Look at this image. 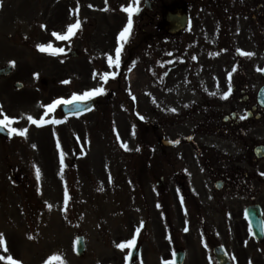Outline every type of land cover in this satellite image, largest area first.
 I'll list each match as a JSON object with an SVG mask.
<instances>
[{"label": "rangeland", "instance_id": "obj_1", "mask_svg": "<svg viewBox=\"0 0 264 264\" xmlns=\"http://www.w3.org/2000/svg\"><path fill=\"white\" fill-rule=\"evenodd\" d=\"M91 1L3 0V6L0 7V67L10 62L19 64L14 72L16 74L0 82L12 83L17 75L22 77L21 81L26 85L31 84L33 77L26 73L27 67H31L32 71L38 70V76L46 78L48 85L42 84L44 88L39 94L44 102L52 101L60 94L67 98L73 93L94 87L88 86L94 85L90 82L93 76L104 89L95 114L67 119L64 131L60 134L59 127H55L41 134L36 132L25 140L16 138L6 142L4 149L8 150V156L0 158V256L4 257L0 259V264H9L8 256L20 264H130L127 258L129 248H119L117 245L135 236L131 227L137 226L139 222L145 224L149 211L125 210L126 206H130V200L125 205L130 199L129 192L136 194L129 186L132 187L133 181H143L145 190L152 188L161 171L168 169L161 164L160 155L169 153L167 157H170L174 150H225V155L229 156L226 159L236 158L242 168H248L256 162L248 150L264 143V122L248 128L245 134L235 135L226 130L217 134L204 127L205 111L196 113L191 109H183L197 98L204 103L206 97L214 100V114L224 116L233 106L242 108L237 95L223 98V93L228 91L229 84L234 82L235 74L238 73L233 71L237 59L234 54L238 46L236 43L232 44L228 52L218 53L216 50L218 54H213L210 52L213 50L211 43L194 42L193 45L197 47H189L188 50L189 40L184 38L187 36L185 33L179 34L171 42L161 41L159 45L154 38L140 44L144 67H136L132 79H129L133 83L126 81L129 73L126 64L131 60L127 54H121L118 68L113 65L108 69L109 73L115 72L116 75L105 81L96 62L104 61L102 49H116L120 42V31L115 42L113 38L121 26V20L116 7L112 6L111 11L107 12L104 7L109 3L120 4L121 0H106L107 3L105 0H96V12L92 10ZM164 1L169 4L172 0ZM199 2L190 0L194 6H198ZM94 13L98 24L91 21ZM204 14L199 17L202 18ZM77 19L81 26L70 40L60 41L52 35L53 32H66L68 24L75 23ZM90 23L95 28L90 27ZM10 35L17 36L11 39ZM42 43H51L65 51L55 55L41 52L37 46ZM242 44L247 46V52L254 55L242 56L244 70L240 76L254 72V84L259 85L262 78L258 69L263 58V45ZM174 49L176 54L183 55L182 59H176L173 63L170 60ZM72 50L80 52L78 57L70 56ZM112 57L115 59V54ZM229 72H232L231 81L228 79ZM119 73L122 74L121 78L113 81ZM135 74L138 76L136 81L133 80ZM141 79L145 81L143 86L140 85ZM65 80L69 83H62ZM106 82L110 84L105 86ZM200 89L207 94L206 97L202 94L203 99ZM173 91L176 93L175 103L167 99ZM143 92L149 101H144L140 108L136 106V98H143ZM105 93H108L107 99L104 98ZM158 94L166 99L164 104L154 99ZM173 108L176 112L170 111ZM136 112L153 120L154 126L135 120L133 115ZM73 135L77 136L75 141ZM190 136L193 139L189 141L187 139ZM73 148L79 149V155L72 152ZM142 148L145 150L142 151ZM54 150H62L69 160L74 156L75 164L70 162L68 168L56 169ZM124 154L129 157L135 154L142 161L126 157L121 161ZM94 155L95 160L92 159ZM33 157L40 163L36 162L28 168ZM155 160L160 165L153 170ZM236 163L227 160V164ZM10 164L22 165L25 171L20 173L15 166L13 173L9 170ZM177 165L180 167L183 163L178 160ZM257 165L264 167V161ZM38 166L39 179L36 176ZM190 168L193 171L196 166L192 164ZM139 171L142 172L140 177L137 176ZM73 174L75 180L72 181ZM11 177L19 178L20 184L12 183ZM63 185L69 186L63 188ZM133 188L139 189L138 186ZM65 189L69 193L67 205L64 203ZM152 226V223L148 226L146 221V228ZM194 232L190 234L189 242L180 245L191 252L186 264H208V261L202 263V242ZM222 233L219 242L226 247L232 264H264V243L255 241L249 231L247 234L242 221L234 231L225 228ZM80 234L85 236L87 244L85 254L81 257L76 254L74 240ZM146 236L144 240H148L149 247L156 245L152 234ZM148 243H145L146 247ZM135 245L139 246L137 239ZM148 256L152 264L156 256L153 252ZM54 257L59 259H51Z\"/></svg>", "mask_w": 264, "mask_h": 264}, {"label": "flooded vegetation", "instance_id": "obj_2", "mask_svg": "<svg viewBox=\"0 0 264 264\" xmlns=\"http://www.w3.org/2000/svg\"><path fill=\"white\" fill-rule=\"evenodd\" d=\"M184 4L185 9H189L194 17H199L204 12L213 16L212 22L214 20L217 22L219 38H229L233 33L235 41H238L242 37L241 33L247 32L253 42L264 43V0H216L206 7V3L201 2L197 9L194 5L190 7V0ZM163 6L160 0H151L149 10H144L141 15V20H147V26H154L155 33L159 36L162 28L167 29L165 17L162 16L163 10H166ZM173 6L175 10H179L183 4L175 2ZM209 22V19L195 20V24L202 32H205L203 27H207ZM242 27L246 30L242 31ZM233 90H239L241 102L245 107L242 111L234 108L236 113L232 118L226 119L227 124L234 128L243 125L254 128L256 123L264 122V108L257 107L256 93L253 92L251 84L237 83L234 84ZM32 94V91L23 93L18 91L12 96V100L19 96L20 101L24 102L32 98ZM5 111L0 109L1 113ZM40 111L43 113L44 108L40 107ZM241 116H246V119H240ZM224 151L174 150L170 157H167L169 153L160 155L161 164L168 169L161 171L159 176L162 179L159 182L161 185L156 188L154 205L149 210L156 242L152 251L155 253L157 264L174 261L179 245L185 241L189 242L190 234H193L194 230V234H201L205 240V245L200 251L203 255L202 263H205L208 260V253L211 254L217 245L225 227L230 229L238 227L239 221L242 220V203L245 201L249 204L255 202L264 204V186L260 182H264L262 175L264 167L255 162L248 168H242L236 158L226 159L229 156L225 155L227 151ZM189 157L203 160L204 164L196 167L192 175L187 172L180 174L177 172V161L187 163ZM227 160L238 163L227 164ZM20 171L24 172L25 169L21 167ZM176 219H179L178 223ZM150 251V248L147 252L144 250V263L149 262ZM185 253L187 257V251ZM189 255L191 257V252Z\"/></svg>", "mask_w": 264, "mask_h": 264}, {"label": "snow or ice", "instance_id": "obj_3", "mask_svg": "<svg viewBox=\"0 0 264 264\" xmlns=\"http://www.w3.org/2000/svg\"><path fill=\"white\" fill-rule=\"evenodd\" d=\"M139 3L140 0H134V3L129 4L128 6H122V11L127 13V23L126 25L123 27V29L119 32L118 34V40L120 41V46L116 47L115 49V59H113V57L111 55L108 56V64L109 66H115V67H119L121 64V54H122V48H123V44L124 42H126L130 36L131 30L133 28V16L134 14L138 13L140 11L139 8ZM3 6V0H0V7ZM81 24H80V20L77 19L75 21V23H70L67 26V31L64 33L61 32H53L52 35L56 37L57 40L60 41H66V40H70L72 36L75 35L76 31L80 28ZM43 27V26H42ZM39 48V50L41 52H50L51 54L55 55V54H59V53H63L65 51L64 48H60V47H54L51 43L48 44H39L37 46ZM238 52L241 53V55H245V56H252L254 55V53L251 52H244L241 49H237ZM193 59H195V57H193ZM235 69H233L234 71ZM260 70V69H258ZM116 73L112 72L109 73L107 71H105L103 73L102 79L103 80H107L110 76H115ZM231 77H232V72L228 73V79L229 81H231ZM62 83L67 84L69 83V81L65 80L62 81ZM104 92L103 87H95L89 90H85L82 93H73L71 95L70 98L65 99L63 97L61 98H57L55 100H53L51 103L47 104L46 106H44L46 108V112H45V116L48 113L53 112L57 106L59 105H69V104H74V103H80V102H86L90 99H92L95 96H98L100 94H102ZM231 93V85L229 84V88L228 91L223 93V98L227 99L228 96ZM213 95H215V93H213ZM133 99H135V97H133ZM170 111L172 112H176V109H170ZM2 114V113H0ZM3 118H0V128H4L7 129L9 131V134H18L20 136H25L27 133V129H21V128H17V127H12V124L15 122L14 118H11L9 116H7L6 114H2ZM141 119H144V117H140ZM240 119H246V116H241ZM27 120L30 121L32 124H37V125H41L44 123H48L49 121L45 120L44 117H41L39 120L34 119L31 115L27 116ZM51 123H58V121L56 120H52ZM175 143H179V141H175ZM33 147H35V145H33ZM124 147L126 148L127 145H124ZM61 159V164H63L64 161V154L61 153L60 156ZM262 175H264V173H262ZM36 176L37 179H39L40 177V170L39 168L36 169ZM69 200V193L67 191V189H65L64 192V203L65 205H67ZM49 207H51V205H49ZM185 231H187V229H185ZM137 232H139V228L137 229ZM136 243V238L135 236L132 239L127 240L126 242H122L120 244L117 245V247L119 248H132L134 247ZM0 259H4V257L0 256ZM51 259H59L58 257H54ZM7 260L9 262V264H20L19 261L14 260L11 256L7 257ZM165 264H174V261H165Z\"/></svg>", "mask_w": 264, "mask_h": 264}, {"label": "water", "instance_id": "obj_4", "mask_svg": "<svg viewBox=\"0 0 264 264\" xmlns=\"http://www.w3.org/2000/svg\"><path fill=\"white\" fill-rule=\"evenodd\" d=\"M179 20L181 22H184L186 20V17L185 16H179ZM249 212H248V216L250 218V221H252V224L254 227L256 226V230H257L256 234L260 238L261 237L260 235L262 234V231H261L262 230V220H261L260 212L258 210H255L254 207L251 208V210H249ZM83 240L84 239L82 237L79 238V244L81 245L80 252L83 251V249H84Z\"/></svg>", "mask_w": 264, "mask_h": 264}]
</instances>
